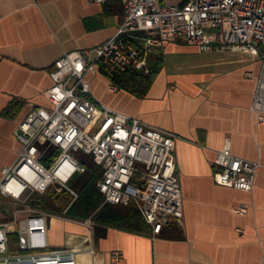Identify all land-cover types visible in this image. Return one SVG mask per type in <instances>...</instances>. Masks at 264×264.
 <instances>
[{
	"label": "crops",
	"instance_id": "1",
	"mask_svg": "<svg viewBox=\"0 0 264 264\" xmlns=\"http://www.w3.org/2000/svg\"><path fill=\"white\" fill-rule=\"evenodd\" d=\"M122 18L120 0H0V177L21 151L17 124L50 105L43 92L53 62L110 37ZM147 62L158 67L143 96L111 91L106 77L86 79L101 104L175 134L181 223L168 219L158 233H142L49 212L48 249L71 248L81 264H264V123L250 109L261 58L180 40L155 48ZM226 140L234 155L259 163L248 191L213 179ZM27 196L0 193V222L25 217ZM18 251L12 232L8 252Z\"/></svg>",
	"mask_w": 264,
	"mask_h": 264
},
{
	"label": "built area",
	"instance_id": "2",
	"mask_svg": "<svg viewBox=\"0 0 264 264\" xmlns=\"http://www.w3.org/2000/svg\"><path fill=\"white\" fill-rule=\"evenodd\" d=\"M120 1L123 18L110 37L89 48L67 51L53 62L49 69L53 83L43 92L50 105L33 108L17 124L15 135L22 147L15 164L2 169L0 193L22 202L24 193H41L54 184L76 197L66 182L85 170L70 154L81 150L101 167L96 186L104 202L134 200L152 232L158 233L166 220L181 223L183 218L175 172L176 136L101 104L91 94L86 76L102 73L115 91L118 88L109 77L112 70L146 72L147 58L155 48L180 40L205 51L259 56L261 68L250 109L255 120L264 123V0ZM45 142L49 149L41 151L38 144ZM48 150L56 153L49 167L40 161ZM213 164L215 183L246 191L252 188L259 166L234 155L228 140L216 151ZM136 172L142 187L131 182ZM26 211L22 219L14 216L0 222V264H81L71 248L48 249V211L33 205ZM12 232L17 236V253L8 252Z\"/></svg>",
	"mask_w": 264,
	"mask_h": 264
},
{
	"label": "trees",
	"instance_id": "3",
	"mask_svg": "<svg viewBox=\"0 0 264 264\" xmlns=\"http://www.w3.org/2000/svg\"><path fill=\"white\" fill-rule=\"evenodd\" d=\"M157 67L148 65L146 72L133 68L123 72L112 70V75L109 77L118 89H124L136 96H143L152 83ZM55 155V152L49 153L47 156H42L40 161L49 167ZM81 162L85 166V170L81 172L83 182L78 189L72 188L77 193L76 197L65 188L60 191L48 188L40 193L45 197V200L32 201L31 205L48 212H62L78 219L90 218L106 225L149 233L152 230L151 225L143 217L138 204L134 200H130L126 204L104 202L103 196L96 186V182L101 175V167L93 160L91 162L82 160ZM131 182L142 187L141 175L136 172L132 176Z\"/></svg>",
	"mask_w": 264,
	"mask_h": 264
},
{
	"label": "rangeland",
	"instance_id": "4",
	"mask_svg": "<svg viewBox=\"0 0 264 264\" xmlns=\"http://www.w3.org/2000/svg\"><path fill=\"white\" fill-rule=\"evenodd\" d=\"M212 51V50H211ZM214 51V50H213ZM207 52V51H205ZM179 54V53H178ZM197 55H192L191 58L189 59H192V58H196ZM97 76H102L103 78L105 77L102 73H98ZM88 76H86L87 78ZM88 79V78H87ZM104 93V92H103ZM48 143L45 142L43 144H38V148L43 151L45 148H48ZM49 149V148H48ZM52 148L50 147V150ZM50 150L46 151L43 153V156H47L50 152ZM70 154L77 160L79 161H85V162H91L92 161V155L89 154V153H85L81 150H71L70 151ZM98 165V164H97ZM83 182V177H82V174L80 172H76L73 174V176H71V178H69L66 182V184L71 187V188H74V189H78L79 185ZM51 190L53 189H56V186L54 184H52L50 187H49ZM57 191H60V190H57ZM25 195V193L22 195V197ZM42 200L44 201L45 200V197L43 195H41L39 192H34L31 196L29 195L27 197V200L25 202V205H31L32 204V201H36V200ZM50 213H57V214H61L62 212H50ZM64 214V213H62ZM67 215V214H65Z\"/></svg>",
	"mask_w": 264,
	"mask_h": 264
}]
</instances>
